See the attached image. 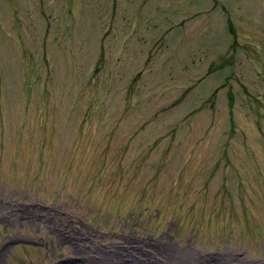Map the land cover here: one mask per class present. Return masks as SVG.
Segmentation results:
<instances>
[{
    "label": "rangeland",
    "instance_id": "1",
    "mask_svg": "<svg viewBox=\"0 0 264 264\" xmlns=\"http://www.w3.org/2000/svg\"><path fill=\"white\" fill-rule=\"evenodd\" d=\"M185 255L264 264V0H0V264Z\"/></svg>",
    "mask_w": 264,
    "mask_h": 264
},
{
    "label": "bare ground",
    "instance_id": "2",
    "mask_svg": "<svg viewBox=\"0 0 264 264\" xmlns=\"http://www.w3.org/2000/svg\"><path fill=\"white\" fill-rule=\"evenodd\" d=\"M188 254H190V253H188ZM185 256H187V259H186V261L185 262H182L183 264H190V262L192 263V264H194V263H196L197 262V259H196V261H194V259L193 258H189V257H191V255H185ZM189 258V259H188ZM199 260V259H198ZM215 263L216 264H219V263H221V264H224L225 262H223V261H215ZM227 264H230L229 262L227 263Z\"/></svg>",
    "mask_w": 264,
    "mask_h": 264
}]
</instances>
